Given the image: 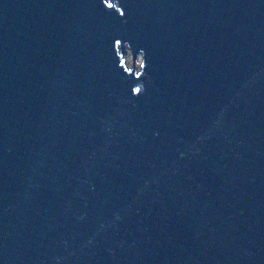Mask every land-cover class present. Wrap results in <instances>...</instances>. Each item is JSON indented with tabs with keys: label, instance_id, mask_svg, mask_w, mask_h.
<instances>
[{
	"label": "water",
	"instance_id": "1",
	"mask_svg": "<svg viewBox=\"0 0 264 264\" xmlns=\"http://www.w3.org/2000/svg\"><path fill=\"white\" fill-rule=\"evenodd\" d=\"M0 264H264V0H0Z\"/></svg>",
	"mask_w": 264,
	"mask_h": 264
},
{
	"label": "rangeland",
	"instance_id": "2",
	"mask_svg": "<svg viewBox=\"0 0 264 264\" xmlns=\"http://www.w3.org/2000/svg\"><path fill=\"white\" fill-rule=\"evenodd\" d=\"M141 61H142L141 55H138L137 58L135 59V66L140 67ZM127 62L129 65L134 66V59L130 54L128 56Z\"/></svg>",
	"mask_w": 264,
	"mask_h": 264
}]
</instances>
